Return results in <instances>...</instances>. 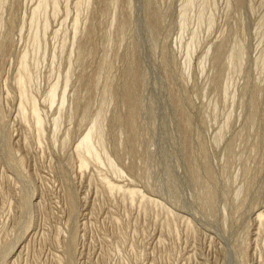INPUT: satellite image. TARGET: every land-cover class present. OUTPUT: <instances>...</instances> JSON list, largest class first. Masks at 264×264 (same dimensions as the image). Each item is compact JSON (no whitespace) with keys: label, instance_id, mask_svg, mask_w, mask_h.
Here are the masks:
<instances>
[{"label":"rangeland","instance_id":"374dc122","mask_svg":"<svg viewBox=\"0 0 264 264\" xmlns=\"http://www.w3.org/2000/svg\"><path fill=\"white\" fill-rule=\"evenodd\" d=\"M258 208L264 0H0V264H264Z\"/></svg>","mask_w":264,"mask_h":264},{"label":"bare ground","instance_id":"6f19581e","mask_svg":"<svg viewBox=\"0 0 264 264\" xmlns=\"http://www.w3.org/2000/svg\"><path fill=\"white\" fill-rule=\"evenodd\" d=\"M79 47H80V46H79ZM83 47H84V46H83ZM83 49H84V48H82L80 51H82ZM85 50H86V49H85ZM83 51H84V50H83ZM85 52H86V51H85ZM79 53L81 54V52H79ZM82 53H83V52H82ZM83 54H84V53H83ZM80 56H81V55H80ZM82 57H83V56H82ZM50 92H51V93H50V98H52V97H53V93H55V92H54V89H52ZM54 95H55V94H54ZM51 96H52V97H51ZM50 98H49V99H50ZM53 98H54V97H53ZM52 100H53V99H52ZM50 101H51V100H49L48 102L50 103ZM51 104H52V102L50 103V105H51ZM34 113H35V112H34ZM35 114H36V113H35ZM35 114H33V115H35ZM35 116H36V115H35ZM36 117H37V116H36ZM36 117H35V118H36ZM37 119H39V118H37ZM100 119H101V118H100ZM100 119H98L99 122H100ZM96 121H97V118H96ZM38 122H39V121H38ZM95 124L97 125V122H96ZM99 124H100V123H99ZM99 124H98V125H99ZM36 125H37V124H36ZM96 125H95V126H96ZM98 125H97V126H98ZM92 126H93V125H92ZM100 126H101V125H100ZM100 126H99V127H100ZM99 127H96L97 130H98V133L102 132L100 129H98ZM93 128H95V127L93 126ZM96 128L93 129V131L96 130ZM100 128H101V127H100ZM91 130H92V128H91ZM91 130H90V131H91ZM90 131H89V132L83 137V139H81V141H80L79 144H78L79 147H80V146L83 147V148L85 147V148L87 149V152L89 151V153H90L91 150H89V146H87V145L89 144V143H88V142H89V138L92 137V136L90 137V135H91ZM91 132H92V131H91ZM95 132H96V131H95ZM102 133H103V132H102ZM95 135H96V133H95ZM98 135H99V134H98ZM92 138H93V137H92ZM78 145H77V147H78ZM87 147H88V148H87ZM77 149H79V148H77ZM80 149H81V148H80ZM92 153H93V152H92ZM90 154H91V153H90ZM95 158H96V156H95ZM105 181H106V180H105ZM106 184H108V186H109V183L106 182ZM106 184H105V185H106ZM113 186H114V184H113ZM113 186H109V187H110V188H114L115 186H114V187H113ZM106 187H107V186H106ZM118 189H119V187H118ZM111 190H112V189H111ZM119 190H120V189H119ZM129 191H130V190H129ZM132 191H133V190H132ZM134 192H135V191H134ZM132 194H133V193H132ZM258 209H259V208H258ZM258 209L253 213V214H254V219H256L257 221H260V223H261L262 220L264 221V211H261L260 209H259V210H258Z\"/></svg>","mask_w":264,"mask_h":264}]
</instances>
